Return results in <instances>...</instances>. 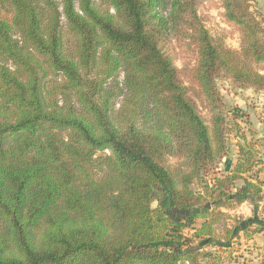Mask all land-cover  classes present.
Wrapping results in <instances>:
<instances>
[{
    "label": "trees",
    "instance_id": "1",
    "mask_svg": "<svg viewBox=\"0 0 264 264\" xmlns=\"http://www.w3.org/2000/svg\"><path fill=\"white\" fill-rule=\"evenodd\" d=\"M203 1L0 0V264H225L264 232L256 142L219 174L242 111L217 85L264 90V18L221 0L231 48ZM244 203L258 218L229 224Z\"/></svg>",
    "mask_w": 264,
    "mask_h": 264
},
{
    "label": "rangeland",
    "instance_id": "2",
    "mask_svg": "<svg viewBox=\"0 0 264 264\" xmlns=\"http://www.w3.org/2000/svg\"><path fill=\"white\" fill-rule=\"evenodd\" d=\"M250 4L252 11L264 18V0H250ZM0 12L5 16H9L10 14L7 9L2 7H0ZM198 12L214 37L223 38L225 44L231 48L239 47L240 35L234 26L224 21L221 0H204ZM166 39L167 37L164 38V40ZM162 46L174 57L178 66L182 67L189 61L190 56L184 45L167 39ZM52 78H55V76H52ZM59 78L61 77L57 76V79ZM122 79L123 73L119 77L120 81ZM217 85L223 95L226 109L229 112L228 119L231 121L230 126H233L231 109L239 108L242 111V117L236 120L240 126V130L237 129L231 132L228 155L220 163V174L222 171L229 170L230 166L235 162L238 155L237 140L242 133L248 137V140L256 142L257 148L260 150V156L264 158V90L255 91L252 88H238L225 78H217ZM120 102L121 98L118 99L116 108H118ZM202 113L209 121L210 115L208 111L202 110ZM260 176L264 180V173H261ZM154 197L155 201L153 205L162 206L169 217L180 219L184 216V213L177 212L170 205H165L163 190L155 188ZM254 207L252 203L242 204L236 210L231 211L232 219L228 223L234 225L235 219L238 217H243L247 220L258 218L254 214ZM259 211L261 212V218H264V209L260 208ZM237 243L235 240L233 247H230L227 253L223 255V259L226 260L225 264H264V234L256 239L254 237L252 240L241 238L239 244ZM207 250L214 251L213 248H208Z\"/></svg>",
    "mask_w": 264,
    "mask_h": 264
},
{
    "label": "crops",
    "instance_id": "3",
    "mask_svg": "<svg viewBox=\"0 0 264 264\" xmlns=\"http://www.w3.org/2000/svg\"><path fill=\"white\" fill-rule=\"evenodd\" d=\"M263 234H264V232L257 234V236L255 235V239H256L257 237H260V236L263 235Z\"/></svg>",
    "mask_w": 264,
    "mask_h": 264
}]
</instances>
